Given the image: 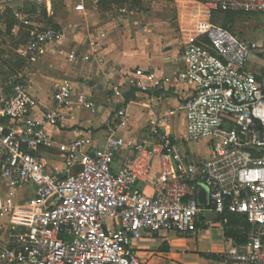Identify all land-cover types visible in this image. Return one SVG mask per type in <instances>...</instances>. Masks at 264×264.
Returning a JSON list of instances; mask_svg holds the SVG:
<instances>
[{
	"label": "built area",
	"instance_id": "1",
	"mask_svg": "<svg viewBox=\"0 0 264 264\" xmlns=\"http://www.w3.org/2000/svg\"><path fill=\"white\" fill-rule=\"evenodd\" d=\"M43 1L33 13L24 5L13 12L28 33L20 50L28 60L63 37L39 21ZM199 1L214 10L258 13L264 30V0ZM205 36L183 45L178 79L189 92L178 106L153 117L135 143L116 133L125 124L126 112L119 110L120 123H110L115 129L103 147L91 149L90 138L69 144L64 171L50 170L35 151L52 144L47 126L66 120L71 82L55 87L52 106L38 119L25 68H0V181L6 188L4 195L0 190V216L21 204L16 191L25 184L35 191L25 205L36 207L26 229L13 226V246L0 241V263L142 264L133 243L145 232L195 237L202 213H218L222 226L228 223L222 215L241 213L250 223L247 242L218 264H264V37L246 39L213 23ZM128 82L144 91L161 84L155 72L141 68ZM81 104L93 107L85 99ZM178 113L185 118L182 138L170 125ZM185 141H206L209 155L197 159ZM149 179L152 193L137 187ZM199 184L208 189L206 205L199 203Z\"/></svg>",
	"mask_w": 264,
	"mask_h": 264
},
{
	"label": "crops",
	"instance_id": "2",
	"mask_svg": "<svg viewBox=\"0 0 264 264\" xmlns=\"http://www.w3.org/2000/svg\"><path fill=\"white\" fill-rule=\"evenodd\" d=\"M186 1L199 8L193 19H188L184 10ZM37 2L3 0L0 8L4 12V4H7L14 12L24 5L26 11L33 13ZM79 4L83 8H77ZM173 5L178 8L177 18L171 11ZM210 9L199 0H44L39 21L61 30L63 37L58 43H50L36 59L21 56L30 92L38 100L34 116L41 119L46 108L52 106L53 92L60 82L68 79L73 86L66 120L47 126L52 144L35 151L48 168L65 170L67 149L75 139L90 138L93 150L103 147L115 129L110 123H120L118 111L121 109L126 112L125 124H120L116 133L135 143L153 117L178 106L189 92V85L178 79L183 69L184 43L206 40L205 26L221 25L213 21L225 17ZM13 30L27 32L22 25L18 28L16 20ZM27 40L28 33L23 44ZM139 68L155 72L161 84L146 91L131 85L128 79ZM82 99L91 102L93 107L82 105ZM178 124L185 131L182 113L173 116L172 130ZM197 143L185 149L196 155ZM159 170L157 160L153 173ZM137 187L153 192L150 179L138 181ZM0 190L4 195L6 188L2 181ZM16 192V201L21 204L13 213L0 216V241L11 246L13 226L16 225L17 231L26 229L36 210L33 205H25L35 194L34 185H22ZM200 218L199 233L195 237L178 230L145 232L133 243L142 264H218L231 248L241 247L225 236L224 226L218 219L208 218L204 213ZM208 219L213 221L208 224ZM210 254L216 257L210 258Z\"/></svg>",
	"mask_w": 264,
	"mask_h": 264
},
{
	"label": "rangeland",
	"instance_id": "3",
	"mask_svg": "<svg viewBox=\"0 0 264 264\" xmlns=\"http://www.w3.org/2000/svg\"><path fill=\"white\" fill-rule=\"evenodd\" d=\"M4 9L2 12L0 8V68H4V63L6 60L10 59V56H15L21 59V48L23 47V40H21V33L18 30H13V27L10 28V23L12 22L13 9L11 6L4 4ZM184 10L188 14V19H193L196 14L199 13L198 6L191 2L186 1L184 3ZM197 9H196V8ZM183 10V8L181 9ZM211 11L214 9H210ZM173 16L177 18L178 8L173 5L171 9ZM216 15L226 16V12L222 10H216L214 12ZM174 16V18H175ZM230 17H233L236 20L234 23V33L246 39H257L262 40L264 37V30L262 29V17L258 14H231ZM225 18V17H224ZM224 18L220 20L213 21L222 25ZM214 24V23H213ZM224 26V25H222ZM22 42V43H21ZM256 58H254L255 60ZM261 61L260 59H258ZM11 61V60H10ZM174 134L179 138L185 136V131L179 126V124L173 130ZM182 140V139H181ZM193 143L188 141L184 142L185 148H190ZM198 144V152L194 156L201 157L209 154V146L206 144V141H200Z\"/></svg>",
	"mask_w": 264,
	"mask_h": 264
},
{
	"label": "trees",
	"instance_id": "4",
	"mask_svg": "<svg viewBox=\"0 0 264 264\" xmlns=\"http://www.w3.org/2000/svg\"><path fill=\"white\" fill-rule=\"evenodd\" d=\"M241 13V12H239ZM226 16L224 18L223 25L234 32V23H236V20L233 17H230L232 13L230 11H226ZM12 22L10 23V28L13 27L15 23L14 16L12 14ZM21 32V40H23L25 37L27 38V32L24 33ZM11 60V61H10ZM4 65H9L10 67H17L21 68L23 66V58H17L15 56H10V59L6 60ZM228 219V223L224 224V233L227 238H230L233 240L234 244L236 246H242L246 244L247 242V232L250 229V223L247 219V217L244 214L241 213H226L222 215L221 219ZM210 258H215V254H210Z\"/></svg>",
	"mask_w": 264,
	"mask_h": 264
},
{
	"label": "water",
	"instance_id": "5",
	"mask_svg": "<svg viewBox=\"0 0 264 264\" xmlns=\"http://www.w3.org/2000/svg\"><path fill=\"white\" fill-rule=\"evenodd\" d=\"M208 189L204 184H199L198 185V200L199 203L202 205L208 204ZM208 218L211 219H219L218 213H208L207 214Z\"/></svg>",
	"mask_w": 264,
	"mask_h": 264
}]
</instances>
